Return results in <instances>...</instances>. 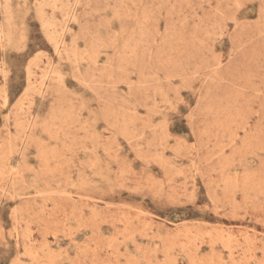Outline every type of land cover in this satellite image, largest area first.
I'll return each instance as SVG.
<instances>
[{"label": "rangeland", "instance_id": "rangeland-1", "mask_svg": "<svg viewBox=\"0 0 264 264\" xmlns=\"http://www.w3.org/2000/svg\"><path fill=\"white\" fill-rule=\"evenodd\" d=\"M0 264H264V0H0Z\"/></svg>", "mask_w": 264, "mask_h": 264}, {"label": "bare ground", "instance_id": "bare-ground-1", "mask_svg": "<svg viewBox=\"0 0 264 264\" xmlns=\"http://www.w3.org/2000/svg\"><path fill=\"white\" fill-rule=\"evenodd\" d=\"M60 46V45H59ZM59 48V47H58Z\"/></svg>", "mask_w": 264, "mask_h": 264}]
</instances>
